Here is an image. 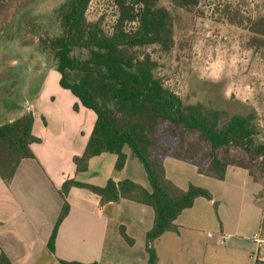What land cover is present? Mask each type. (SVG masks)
Masks as SVG:
<instances>
[{
    "label": "trees",
    "instance_id": "trees-1",
    "mask_svg": "<svg viewBox=\"0 0 264 264\" xmlns=\"http://www.w3.org/2000/svg\"><path fill=\"white\" fill-rule=\"evenodd\" d=\"M91 1L63 0L44 16L23 13L15 22L13 39L34 48L44 68L60 74V86L96 114L84 153L73 159L77 173L87 172L91 159L109 153L116 156L114 169L119 174L126 166L128 148L142 164L150 189L130 179H109L104 186L67 180L60 190L64 204L48 246L54 253L59 227L70 211L67 198L76 187L97 195L101 206L122 199L150 206L155 219L146 235L148 264H159L156 240L166 232L178 231L175 221L195 199L213 200L204 188L176 186L167 178L164 160L187 162L200 174L220 181L225 180L229 167L242 168L263 186L252 162L259 161L264 178V128L256 110L240 113L216 101L209 106L188 102L161 75L164 66L155 55H169L185 46L177 40L172 11L162 2L203 17V0H114L117 17L110 31L101 20H88ZM247 7L246 2L219 0L212 17L243 30L247 50H264V11L251 12ZM33 126L31 113L0 123V178L8 186L21 162L35 158L30 146L41 140L33 134ZM233 149L244 151L247 157L237 158ZM259 198H264V192ZM120 234L134 244L124 227ZM59 263L85 264L60 259ZM0 264L13 263L2 252Z\"/></svg>",
    "mask_w": 264,
    "mask_h": 264
},
{
    "label": "crops",
    "instance_id": "crops-1",
    "mask_svg": "<svg viewBox=\"0 0 264 264\" xmlns=\"http://www.w3.org/2000/svg\"><path fill=\"white\" fill-rule=\"evenodd\" d=\"M39 62L44 80L35 101L1 117V122L12 121L33 105V134L41 142L30 146L35 158L21 162L9 186L0 178V253L13 264H60L59 259L148 264L146 235L154 225V210L126 199L101 206L97 195L76 187L67 198L70 211L59 227L55 252L49 249L64 204L60 190L67 180L104 186L109 179H130L147 189L150 183L128 148L126 166L119 174L113 169L98 182L86 179L85 173L105 154L91 159L87 172L77 173L73 159L84 153L96 114L60 86L57 71L45 69L42 59ZM164 166L167 178L180 189L195 185L209 191L213 200L195 199L175 221L178 231L156 240L159 264H258L264 259V243L254 240L255 234L262 236L264 201L259 194L263 188L247 170L229 167L220 181L171 157L164 160ZM120 227L134 240L133 245L122 237Z\"/></svg>",
    "mask_w": 264,
    "mask_h": 264
},
{
    "label": "rangeland",
    "instance_id": "rangeland-1",
    "mask_svg": "<svg viewBox=\"0 0 264 264\" xmlns=\"http://www.w3.org/2000/svg\"><path fill=\"white\" fill-rule=\"evenodd\" d=\"M63 0H19L0 4V123L1 117L18 113L25 104L35 101L44 80L40 56L32 47L14 40L18 17L29 12L44 16ZM219 0H203V17H197L169 2H162L174 15L176 37L185 44L169 55L155 56L164 67L161 75L167 84L188 102H220L232 112L256 110L264 128V50L244 48L246 33L212 17V8ZM248 4L247 9L264 11V0H233ZM114 0H92L87 10L89 21H102L110 31L117 17ZM36 54V55H35ZM237 158H246L244 151L233 149ZM92 166L88 181L98 182L115 166L116 156L106 153ZM141 164V163H140ZM256 175L264 178L259 161H253ZM262 201H264V198Z\"/></svg>",
    "mask_w": 264,
    "mask_h": 264
},
{
    "label": "built area",
    "instance_id": "built-area-1",
    "mask_svg": "<svg viewBox=\"0 0 264 264\" xmlns=\"http://www.w3.org/2000/svg\"><path fill=\"white\" fill-rule=\"evenodd\" d=\"M27 111H28V113L34 114V106L33 105H29L27 107ZM254 240H256L257 242H259L261 244L264 243V239L262 238L260 233L255 234ZM259 264H264V259L261 262H259Z\"/></svg>",
    "mask_w": 264,
    "mask_h": 264
},
{
    "label": "flooded vegetation",
    "instance_id": "flooded-vegetation-1",
    "mask_svg": "<svg viewBox=\"0 0 264 264\" xmlns=\"http://www.w3.org/2000/svg\"><path fill=\"white\" fill-rule=\"evenodd\" d=\"M10 1L16 4V2L19 1V0H0V4H3V3L6 4V3L10 2Z\"/></svg>",
    "mask_w": 264,
    "mask_h": 264
}]
</instances>
